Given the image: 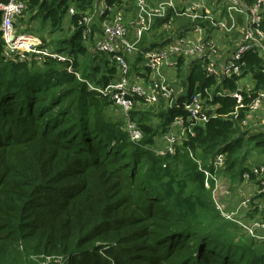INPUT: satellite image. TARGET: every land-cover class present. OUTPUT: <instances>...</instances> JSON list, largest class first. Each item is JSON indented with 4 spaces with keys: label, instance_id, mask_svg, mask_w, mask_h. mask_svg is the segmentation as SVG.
<instances>
[{
    "label": "trees",
    "instance_id": "trees-1",
    "mask_svg": "<svg viewBox=\"0 0 264 264\" xmlns=\"http://www.w3.org/2000/svg\"><path fill=\"white\" fill-rule=\"evenodd\" d=\"M90 1L80 0L79 9ZM68 2L27 0L22 16L49 24V34L56 35ZM51 42L63 41L42 40ZM64 43L67 50L58 51L72 56L74 68L96 86L114 81L116 68L105 56H95L93 63L78 29ZM2 52L0 31V264H264V242L222 219L189 156L205 166L217 154L225 156L220 198L244 174L260 185L242 162L252 149L264 154V131L241 125L244 110L238 118L230 115L235 99L214 95L216 110L207 115L215 117L193 126L174 154L152 151L175 118L187 122L183 102L211 87L214 93L234 92L238 78L216 86L199 64L181 71L179 59L180 106L162 103L155 111L130 112L144 135L136 144L111 102L77 80L66 64L7 62ZM243 61L252 79L250 95L242 92L249 103L264 90V63L252 52ZM258 213L255 206L246 216Z\"/></svg>",
    "mask_w": 264,
    "mask_h": 264
},
{
    "label": "built area",
    "instance_id": "built-area-1",
    "mask_svg": "<svg viewBox=\"0 0 264 264\" xmlns=\"http://www.w3.org/2000/svg\"><path fill=\"white\" fill-rule=\"evenodd\" d=\"M176 1L179 3L164 0L149 5L146 0H91L79 9L80 0H69L64 19L68 20L70 32L76 29L81 32L83 45L94 64L95 56H105L109 67L116 68L114 81L105 87L96 86L81 70L75 69L72 56L43 44L40 37L28 32L34 21L27 15L22 16L27 0H0L2 55L7 62L39 66L50 61L66 64L67 71L77 80L111 102L112 109L124 120L123 130L136 144L144 135L140 126L131 120L130 112L135 109L155 111L162 103L172 109L180 106L176 103L179 93L175 89L179 59L183 60L181 71L187 74L193 64H199L204 73L216 81V86L222 80L238 78L234 92L214 93L211 87L204 90L205 95L196 91L183 102L181 107L189 115L187 122L182 118L172 121L168 133L162 136L167 141L166 148L152 149L160 156L174 154L192 135L193 126H203L215 117L207 115L216 110L211 103L214 95L234 98L237 105L230 115L238 118L240 110H244L241 125L261 131L258 127L264 124V90L249 103L243 102L242 92L249 96L253 89L251 75L244 72L245 54L255 53L264 63V30L260 27L264 0H255L252 4L247 0ZM74 17L76 24L72 21ZM244 76L250 77V85L240 88L239 82ZM189 156L198 164L204 187L210 190L220 216L240 227L247 237L264 242V218L259 205L260 215L247 219L249 198L236 208L216 199L225 156L217 154L206 166L194 155ZM251 169L260 183L257 186L260 194L264 192V165ZM249 177L244 174L243 179L250 180Z\"/></svg>",
    "mask_w": 264,
    "mask_h": 264
},
{
    "label": "rangeland",
    "instance_id": "rangeland-1",
    "mask_svg": "<svg viewBox=\"0 0 264 264\" xmlns=\"http://www.w3.org/2000/svg\"><path fill=\"white\" fill-rule=\"evenodd\" d=\"M147 3L149 5H155L156 3L160 2V1H164V0H146ZM188 2L190 0H187ZM175 3H179L178 1L174 0ZM34 21L33 22V26L28 30V32L30 33H33L34 35L40 37L42 40L43 39H58L59 42L63 41L61 44L60 43H56V42H51L50 44H48L49 46H51L52 48L54 49H65L67 50V45L64 43L65 40H68L69 37L72 35V33L70 32L69 30V25H68V20L67 19H64V22H63V25H62V31H59L56 35H50L49 34V24H44L42 25L40 22H38L37 20H32ZM55 47H54V46ZM57 47V48H56ZM84 64H87V67H89L90 65V60L89 58H85V61H84ZM139 69V67H137V70ZM82 71V70H81ZM240 88H244L245 86L247 85H250V77L249 76H244L243 78L240 79ZM256 127V126H255ZM258 128H261L263 131H264V124L261 123V125L258 127ZM243 163V166L244 165H248V166H251V167H254V166H263L264 165V154H262L261 152H259L258 150H255V149H252L247 157V160L245 162H242ZM224 173V172H223ZM220 179H222V176L220 175L219 176V181ZM254 184L255 182L254 181H251V180H240L238 182H236L235 184L232 185L233 188H243L244 191H246V187L245 186H251L254 188ZM233 188H232V191H231V194L230 195H227L225 193H222L221 194V198L219 195V192L220 190H218L217 194H216V199L217 201H220V202H224L226 204H229L231 202V199H232V193H233ZM261 195L263 194L260 193ZM257 195L255 197L252 198V200L250 199V204H249V207L247 209V211H249V209L251 207H255L257 206L259 203L256 202V203H253V200H257L260 199L261 197H264V195ZM246 198H250L249 196L246 197ZM262 208V211L264 210V208L261 206ZM248 217V215H247ZM223 219V218H222ZM247 219H251V218H247ZM224 220V219H223ZM230 224V223H229ZM231 225V224H230ZM240 230H241V233L245 235V233L243 232V230L238 227Z\"/></svg>",
    "mask_w": 264,
    "mask_h": 264
},
{
    "label": "crops",
    "instance_id": "crops-1",
    "mask_svg": "<svg viewBox=\"0 0 264 264\" xmlns=\"http://www.w3.org/2000/svg\"><path fill=\"white\" fill-rule=\"evenodd\" d=\"M156 144H157V148L158 149H164L167 146V141L162 138L159 137L156 139ZM220 183H221V179L219 181V190H220ZM247 189L246 191H244L243 188H234L233 189V193H232V199L231 202L229 204H226L224 202V204H226L227 206H230L231 208H236V206L238 205V203H240L242 200L246 199V197H250L249 199H252L253 197L260 195L258 194V188L257 186L254 184V188L251 186H245ZM257 201V200H256ZM259 204V206L264 208V197H261L260 199H258L257 201ZM260 215V213H259Z\"/></svg>",
    "mask_w": 264,
    "mask_h": 264
}]
</instances>
